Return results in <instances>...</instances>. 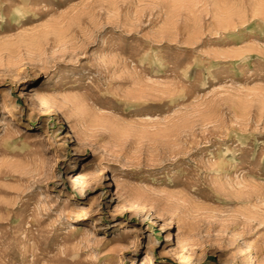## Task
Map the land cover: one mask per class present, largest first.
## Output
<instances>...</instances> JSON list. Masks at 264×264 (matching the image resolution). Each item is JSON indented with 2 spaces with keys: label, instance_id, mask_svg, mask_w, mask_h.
Here are the masks:
<instances>
[{
  "label": "rangeland",
  "instance_id": "rangeland-1",
  "mask_svg": "<svg viewBox=\"0 0 264 264\" xmlns=\"http://www.w3.org/2000/svg\"><path fill=\"white\" fill-rule=\"evenodd\" d=\"M0 264H264V0H0Z\"/></svg>",
  "mask_w": 264,
  "mask_h": 264
},
{
  "label": "bare ground",
  "instance_id": "bare-ground-1",
  "mask_svg": "<svg viewBox=\"0 0 264 264\" xmlns=\"http://www.w3.org/2000/svg\"><path fill=\"white\" fill-rule=\"evenodd\" d=\"M37 95H38V94H37L36 92H34V94H33V100H35V98H36ZM41 111H43V114H41V115H46V114L49 113V108L46 106V108H44V110H41ZM124 210H125V209H124L121 205L117 206V207H116V210H115V213L113 214L114 217L117 218V217H119V216H122Z\"/></svg>",
  "mask_w": 264,
  "mask_h": 264
}]
</instances>
